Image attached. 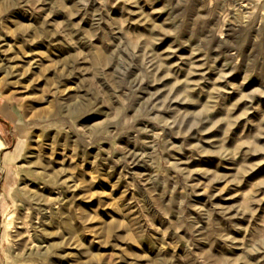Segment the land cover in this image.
Segmentation results:
<instances>
[{
  "label": "rangeland",
  "instance_id": "rangeland-1",
  "mask_svg": "<svg viewBox=\"0 0 264 264\" xmlns=\"http://www.w3.org/2000/svg\"><path fill=\"white\" fill-rule=\"evenodd\" d=\"M0 144V264H264V0H0Z\"/></svg>",
  "mask_w": 264,
  "mask_h": 264
},
{
  "label": "bare ground",
  "instance_id": "bare-ground-1",
  "mask_svg": "<svg viewBox=\"0 0 264 264\" xmlns=\"http://www.w3.org/2000/svg\"><path fill=\"white\" fill-rule=\"evenodd\" d=\"M1 147H2V146H1V144H0V148H1ZM25 186H26V185H25ZM45 186H46V185H45ZM24 189H26V187H24ZM22 190H23V189H22ZM23 191H25V190H23ZM39 191H40V190H39ZM25 193H27V192L25 191ZM25 193H24V194H25ZM30 193H31V191H30ZM36 193H37V192H36ZM36 193L34 192V193H32L31 195H29V193H28L29 196H26L27 194L24 195V196H26V198L28 197V199L38 200V199H40V196H36V195H37ZM21 195H22V194H21ZM47 195H48V194H47ZM43 196H44V195H43ZM46 198H47V197H46ZM46 198H45V200H47ZM50 199H51V198H50ZM57 199H58V198H57ZM55 200H56V199H55ZM39 201L41 202V200H38V203H40ZM50 201H51V200H50ZM33 202H34V201H33ZM21 203H22V202H21ZM29 203H30V201H29ZM35 203H37V202H35ZM38 203H37V205H39ZM48 203H49V202H48ZM29 205H30V204H29ZM40 205H41V204H40ZM33 206H34V205H33ZM35 206H36V205H35ZM23 207H24V206H23ZM44 207H45V206H44ZM28 209H29V208H28ZM35 209H36V208H35ZM41 209H42V208H40V210H41ZM43 209H44V208H43ZM43 209H42V210H43ZM38 210H39V207H38ZM36 212H37V211H36ZM40 212H41V211H40ZM30 214H31V213H30Z\"/></svg>",
  "mask_w": 264,
  "mask_h": 264
}]
</instances>
